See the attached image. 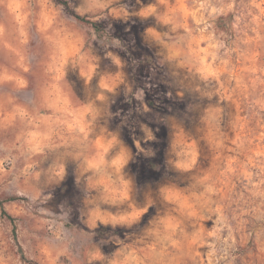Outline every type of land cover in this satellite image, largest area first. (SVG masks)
<instances>
[{
  "label": "rangeland",
  "instance_id": "obj_1",
  "mask_svg": "<svg viewBox=\"0 0 264 264\" xmlns=\"http://www.w3.org/2000/svg\"><path fill=\"white\" fill-rule=\"evenodd\" d=\"M66 1L101 29L55 0H0V264H95L104 254L93 251L96 229L110 214L89 207L77 218L67 165L44 163L62 150L93 162L87 145L96 121L106 113V132L118 136L112 124L132 115L133 105L140 113L149 104L170 125L175 163H199L206 144L208 166L183 219L150 242L109 237L111 264H264V2L168 5L170 31L158 33L162 57L137 47L134 37L126 44L119 22L131 14L116 6L120 0ZM117 45L129 59L111 51ZM97 46L118 61L103 111L82 103L68 79L70 64L93 66Z\"/></svg>",
  "mask_w": 264,
  "mask_h": 264
},
{
  "label": "snow or ice",
  "instance_id": "obj_2",
  "mask_svg": "<svg viewBox=\"0 0 264 264\" xmlns=\"http://www.w3.org/2000/svg\"><path fill=\"white\" fill-rule=\"evenodd\" d=\"M181 2L120 0L116 6L122 3L131 14L127 22H119L128 30L126 44H130L134 37L137 47L151 48L160 52L162 57L166 56L158 33L170 31L171 22L166 19L167 6L172 5L173 10L178 11ZM55 3L66 5V0H55ZM73 3L79 4L81 0H73ZM111 51L129 59L122 46L117 45ZM95 55L98 59L92 61V67L84 63L70 64L68 79L82 103L95 105L103 111L107 107L105 97L111 98L112 95L107 80L111 73L118 71V61L100 46L95 49ZM8 87L4 85L5 90ZM189 116L195 120L192 113ZM106 118L105 113L96 121L92 141L87 145L89 152L94 153L93 162L84 165L79 158L72 156L71 150H62L49 153L44 163L45 168L58 163L67 165L68 176L74 184L72 207L77 218L81 210L86 214L89 207L102 208L110 214L107 226L102 222L96 229L97 242L93 251L102 250L104 254L95 256V264H111L114 246L106 243L110 236L128 234L150 242L154 234L162 232L171 221L183 219L181 213L187 200L201 191L196 178L208 166L206 144L200 146L199 163L190 157L188 164L175 163L177 158L169 148L170 125L153 115L150 104L147 107L141 105L140 113L133 105L132 115L115 121L112 128L118 131V136L106 132ZM121 120L124 126L117 129L116 123ZM189 127L193 125L189 124ZM98 137H103L105 142L98 143ZM129 160L131 163H128ZM155 165L159 168L156 169ZM77 177L81 181L79 184L75 183ZM52 187L61 185L53 183Z\"/></svg>",
  "mask_w": 264,
  "mask_h": 264
},
{
  "label": "trees",
  "instance_id": "obj_3",
  "mask_svg": "<svg viewBox=\"0 0 264 264\" xmlns=\"http://www.w3.org/2000/svg\"><path fill=\"white\" fill-rule=\"evenodd\" d=\"M65 5V4H64ZM66 5H67V7H66ZM66 5H65V7L77 18V19H79V20H81V21H83V22H86V23H88V24H90L93 28H95L97 31H99L100 29H101V27H102V24L100 23V22H98V21H94V20H92L90 17H88V16H85V15H81L80 13H78V12H76L71 6H70V4H69V2L68 1H66ZM228 20H231V18H232V15H228L227 17H226ZM10 216V218H12L11 217V215H9Z\"/></svg>",
  "mask_w": 264,
  "mask_h": 264
}]
</instances>
